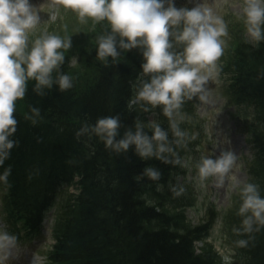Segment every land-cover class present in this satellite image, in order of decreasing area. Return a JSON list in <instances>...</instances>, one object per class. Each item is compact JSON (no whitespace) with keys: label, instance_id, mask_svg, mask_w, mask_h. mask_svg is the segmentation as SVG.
<instances>
[{"label":"trees","instance_id":"1","mask_svg":"<svg viewBox=\"0 0 264 264\" xmlns=\"http://www.w3.org/2000/svg\"><path fill=\"white\" fill-rule=\"evenodd\" d=\"M169 31L171 44L180 30L174 26ZM108 35L114 36L118 54L100 59L99 38ZM121 40L128 42L112 32L107 20L100 21L96 36L83 49L84 70L69 72L64 55L49 75L50 87H37L34 78L26 79L25 95L16 101L23 103L24 112L14 111L16 131L9 136L18 143L0 165V177L11 167L7 179H0L7 232L17 239L41 240L48 209L72 186L76 193H69L68 202L60 205L53 225L48 264H264V224L251 211L240 212L243 191L229 213L235 254L234 261L225 263L211 246H195L206 238L212 216L201 225L184 227L177 223L180 214L171 216L143 196L148 187L167 183L178 166L176 157H142L134 142L117 151L105 146L106 135L95 132L98 119L118 117L114 145L137 131L152 144L171 145L175 140L163 105L150 110L164 121L156 126L166 134L165 140L153 139L156 126L142 124L132 104L134 84L150 82L155 74L143 70L146 46L124 48ZM223 60L219 72L226 77V95L239 111L238 125L252 151L245 186L255 185L264 199V38L249 41L238 34ZM63 74L72 80L66 90L59 86ZM146 168L158 171L161 178L151 180ZM248 217L251 231H245L243 223ZM241 240L245 246L238 245Z\"/></svg>","mask_w":264,"mask_h":264},{"label":"clouds","instance_id":"2","mask_svg":"<svg viewBox=\"0 0 264 264\" xmlns=\"http://www.w3.org/2000/svg\"><path fill=\"white\" fill-rule=\"evenodd\" d=\"M77 13L81 23L87 19L94 22L107 20L113 33H119L127 38V43L121 40V46L131 48L138 43L146 46L144 52L145 73H154L150 82L143 84L138 97L147 103L164 106V114L171 117L174 110L181 107L184 98L193 99L198 93L200 100L207 99L205 85L210 79L219 74L217 61L223 55L224 41L228 35V27L222 17L214 14L213 8L197 5L192 8H177L170 3L164 7V0H54ZM247 30L257 41L261 40V25H264V0H244L243 8ZM40 21V15L33 10L30 0H0V165L10 156V150L17 145V141L9 136L16 131L17 120L14 118L15 102L25 95V82L34 78L40 85L51 86L49 75L54 68L64 60V53L60 49H69V38L50 34L37 38L30 51L28 34L35 29ZM183 29L177 40L184 43L182 55H175L168 49L170 27L180 25ZM138 38H140L138 40ZM115 38L112 35L99 38L97 56L100 59L116 57ZM22 65H26V68ZM61 90L72 87L69 75L63 74L59 78ZM39 113V109H32ZM119 127L118 117L98 119L95 132L106 135L105 146L115 147L117 151L126 150L129 143L137 145L142 157L153 155L152 145L146 136L139 131L135 136L113 144V139ZM87 128L81 131H86ZM177 136L184 133L176 129ZM195 134L193 135V139ZM153 139L163 141L166 134L156 126ZM163 145L159 151H164ZM236 155L232 151L222 152L217 158L204 157L198 166L200 179L206 180L210 176L224 177L236 162ZM11 174V167L5 169L3 177L6 180ZM145 174L151 180H159L161 174L146 168ZM179 196L183 188L172 189ZM244 201L240 212L251 211L252 217L264 224V199H262L255 185L248 184L243 189ZM252 217L244 220L245 231H251ZM15 236L0 232V251H5L15 244ZM245 246L246 242H237Z\"/></svg>","mask_w":264,"mask_h":264},{"label":"rangeland","instance_id":"3","mask_svg":"<svg viewBox=\"0 0 264 264\" xmlns=\"http://www.w3.org/2000/svg\"><path fill=\"white\" fill-rule=\"evenodd\" d=\"M164 1L168 4L174 2L177 8L189 9L203 4L212 7L214 14L223 18L228 27V35L221 38L224 41V51L217 61L218 66L224 61L227 51L232 47L238 34L250 41L255 40L247 30L243 12L244 0ZM30 3L33 10L39 13L40 21L28 34L26 52L31 50L37 38L44 35L56 34L61 38H69L71 47L67 50L60 49L67 56L69 72L84 70L83 49L87 48L96 36L100 22H94L89 18L86 23H81L77 13L54 3V0H30ZM175 27L181 32L183 22ZM261 34L263 37L264 25H261ZM184 47V43L178 41L176 37L168 50L175 55H182ZM225 83V75L219 73L205 85L206 100L201 101L199 93L193 99L185 97L181 107L173 111L168 123L175 128L172 132L174 142L171 141V145L152 143L151 145L152 151L156 152L153 154L175 156L178 166L176 170H173L172 177L166 184L148 187L143 196L149 204H158L171 216L180 214L178 217L180 221L177 223L184 227L201 225L212 216V226L206 238L196 241L195 246L200 249L207 244L215 250L222 262L230 263L234 261L235 243L231 234L233 226L229 220V213L234 206V201L245 187L247 162L252 158V151L247 136L238 126L239 111L228 99ZM134 85L132 104L140 111L142 124L156 126L164 123L158 114L150 110L154 107L153 105L139 99L138 93L143 83ZM15 111L24 112L23 103L15 102ZM247 118L248 116H242V121H246ZM176 129L184 135L177 136ZM161 145L165 148L162 152L159 151ZM225 151H232L237 157L230 172L222 178L210 176L202 181L198 171L202 158H217ZM174 187L184 189L180 200L169 195L174 193L172 191ZM69 193H76V191L70 187ZM69 193L63 191L46 213L44 237L37 241L15 240L14 246L0 251V264H32L34 256L41 258L40 264H47L46 253L54 241L53 225L61 209L60 205L68 202ZM0 232H5L1 216Z\"/></svg>","mask_w":264,"mask_h":264},{"label":"bare ground","instance_id":"4","mask_svg":"<svg viewBox=\"0 0 264 264\" xmlns=\"http://www.w3.org/2000/svg\"><path fill=\"white\" fill-rule=\"evenodd\" d=\"M32 264H40L41 258L39 256H34Z\"/></svg>","mask_w":264,"mask_h":264}]
</instances>
